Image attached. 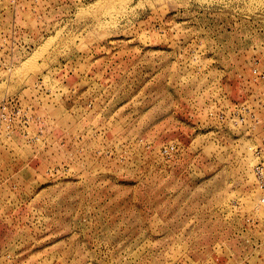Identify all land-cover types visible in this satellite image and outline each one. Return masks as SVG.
<instances>
[{"label": "rangeland", "instance_id": "1", "mask_svg": "<svg viewBox=\"0 0 264 264\" xmlns=\"http://www.w3.org/2000/svg\"><path fill=\"white\" fill-rule=\"evenodd\" d=\"M6 97L0 264H264V0H0Z\"/></svg>", "mask_w": 264, "mask_h": 264}, {"label": "built area", "instance_id": "2", "mask_svg": "<svg viewBox=\"0 0 264 264\" xmlns=\"http://www.w3.org/2000/svg\"><path fill=\"white\" fill-rule=\"evenodd\" d=\"M257 73V70H254ZM16 100L14 97H6L0 99V142L11 139L12 130L14 127V119H18L23 126H25L24 133L26 134V108L23 104L14 108ZM19 102V101H18ZM253 109H248L246 114L238 112L235 114V117L239 120H245L247 118L257 119L258 115L256 112H253ZM262 146L251 147V149L256 150L260 153ZM253 174L256 179V184L258 187L264 191V160L260 159L253 166ZM261 201L264 202V196L261 198Z\"/></svg>", "mask_w": 264, "mask_h": 264}, {"label": "bare ground", "instance_id": "3", "mask_svg": "<svg viewBox=\"0 0 264 264\" xmlns=\"http://www.w3.org/2000/svg\"><path fill=\"white\" fill-rule=\"evenodd\" d=\"M120 1V0H119Z\"/></svg>", "mask_w": 264, "mask_h": 264}]
</instances>
